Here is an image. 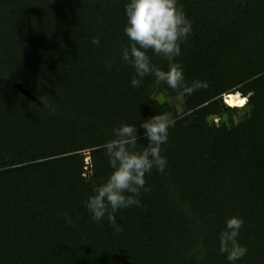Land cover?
<instances>
[{
    "label": "trees",
    "instance_id": "1",
    "mask_svg": "<svg viewBox=\"0 0 264 264\" xmlns=\"http://www.w3.org/2000/svg\"><path fill=\"white\" fill-rule=\"evenodd\" d=\"M126 3L0 0V264H228L231 216L248 249L237 264H264V0H179L192 33L176 60L207 84L184 96L151 75L131 87ZM236 93L245 105L225 103ZM158 113L176 121L167 168L146 176L141 207L116 213V232L85 207L111 171L101 145Z\"/></svg>",
    "mask_w": 264,
    "mask_h": 264
},
{
    "label": "clouds",
    "instance_id": "2",
    "mask_svg": "<svg viewBox=\"0 0 264 264\" xmlns=\"http://www.w3.org/2000/svg\"><path fill=\"white\" fill-rule=\"evenodd\" d=\"M125 17L124 34L129 44L121 48V61L134 69L131 87L139 88L143 78L149 75L155 77L157 85L164 83L182 96L207 87L199 80L186 82L183 68L176 60L182 53L181 44L192 33V22L179 0H127ZM91 43L99 45V37H93ZM149 51L168 61L167 70L152 63ZM108 66L111 67L110 61ZM175 122L170 113H158L140 120L142 134H138L136 123L121 122L112 129L113 138L101 145L111 171L106 179L92 186V193L85 201L93 221L100 223L107 219L116 232L122 231L116 213L133 206L141 207L140 197L150 191L146 176L153 170L158 173L166 170L168 160L162 152ZM64 219L68 224L73 222L71 216L65 215ZM243 224L242 217L231 216L219 234V251L228 264H237L247 254V247L238 240Z\"/></svg>",
    "mask_w": 264,
    "mask_h": 264
},
{
    "label": "rangeland",
    "instance_id": "3",
    "mask_svg": "<svg viewBox=\"0 0 264 264\" xmlns=\"http://www.w3.org/2000/svg\"><path fill=\"white\" fill-rule=\"evenodd\" d=\"M161 87H164V86H166V84H164V83H161V84H159ZM231 98H228V104L229 105H232V106H238V107H240L241 105H239V100L237 99V98H234V101H232L231 102V99H232V97H233V95H231L230 96ZM175 105H176V107H177V109L179 110V111H181L182 110V106H181V100H176L175 101Z\"/></svg>",
    "mask_w": 264,
    "mask_h": 264
},
{
    "label": "bare ground",
    "instance_id": "4",
    "mask_svg": "<svg viewBox=\"0 0 264 264\" xmlns=\"http://www.w3.org/2000/svg\"><path fill=\"white\" fill-rule=\"evenodd\" d=\"M234 98H237V99L239 100L238 103H239V105H241V106L245 105L246 102H247V98L244 97L241 93H236L235 95H233V97H232V99H231V102L234 101ZM225 100H226V102H228V101H227L228 99L225 98ZM242 101H243V103H241ZM228 105H229V104H228Z\"/></svg>",
    "mask_w": 264,
    "mask_h": 264
},
{
    "label": "water",
    "instance_id": "5",
    "mask_svg": "<svg viewBox=\"0 0 264 264\" xmlns=\"http://www.w3.org/2000/svg\"><path fill=\"white\" fill-rule=\"evenodd\" d=\"M19 88H20L22 91H24L26 94H28L29 96H31L30 91H28V90H23V88H22L21 85H19Z\"/></svg>",
    "mask_w": 264,
    "mask_h": 264
},
{
    "label": "snow or ice",
    "instance_id": "6",
    "mask_svg": "<svg viewBox=\"0 0 264 264\" xmlns=\"http://www.w3.org/2000/svg\"><path fill=\"white\" fill-rule=\"evenodd\" d=\"M241 103H243V101Z\"/></svg>",
    "mask_w": 264,
    "mask_h": 264
}]
</instances>
